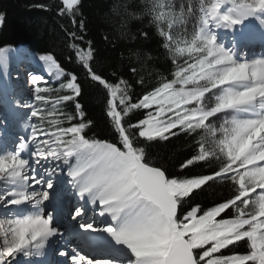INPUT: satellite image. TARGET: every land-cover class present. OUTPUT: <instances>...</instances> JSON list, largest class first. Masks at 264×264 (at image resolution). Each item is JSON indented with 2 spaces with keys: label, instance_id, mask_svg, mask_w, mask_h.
I'll list each match as a JSON object with an SVG mask.
<instances>
[{
  "label": "snow or ice",
  "instance_id": "6c2138e0",
  "mask_svg": "<svg viewBox=\"0 0 264 264\" xmlns=\"http://www.w3.org/2000/svg\"><path fill=\"white\" fill-rule=\"evenodd\" d=\"M80 4L62 0L59 8L72 25L64 29L66 59L107 91L112 135L88 134L94 121L81 103L83 80L54 53L40 55L48 78L30 73L31 99L16 102L29 110L27 135L11 141V150L0 145V264H22L21 257L32 264L71 237L84 242L70 256L58 252L71 264H264V53L249 58L244 51L264 36V0H148L143 14L175 71L139 96L130 80L97 71V50L76 18ZM221 30H231V46L219 40ZM11 51L0 47L5 74ZM69 102L72 112L64 110ZM137 112L143 118L133 122ZM183 136L195 145L178 171L153 159L155 142ZM201 165L210 171L193 174ZM217 184L227 196L210 207L192 203L193 193ZM65 190L75 199V225L58 219Z\"/></svg>",
  "mask_w": 264,
  "mask_h": 264
},
{
  "label": "trees",
  "instance_id": "16d2710c",
  "mask_svg": "<svg viewBox=\"0 0 264 264\" xmlns=\"http://www.w3.org/2000/svg\"><path fill=\"white\" fill-rule=\"evenodd\" d=\"M175 5H181L186 0H171ZM198 0H193L197 3ZM148 0H81L76 18H83L86 32L85 40L91 41L97 50V71L114 80L117 77L130 80L132 91L136 96L157 85L162 77L171 78L175 71V63L171 55L162 47L163 41L158 34V28L149 15L143 14ZM47 5V9L37 5ZM62 0H0V14L5 15V21L0 26V47L24 45L36 55L47 52L54 53L62 66L69 71H75L83 80L81 103L85 106L86 115L94 121V127L89 135L111 138V126L106 116L107 91L98 82L84 79V70L78 61H68L71 55L69 38L64 29H71L68 16L59 15ZM134 13V15H129ZM196 24L195 17H190L185 24L189 38ZM142 33H147L145 38ZM83 46V45H81ZM183 57L176 63H183ZM135 67L138 74L131 73ZM143 78L144 85L136 83ZM59 82L52 84L58 87ZM65 94V93H61ZM3 94L0 90V98ZM72 112L69 102L64 109ZM133 122L143 118L142 113L130 114ZM223 118L216 121L219 128ZM219 135V133H218ZM195 141L192 137L173 138L169 142H155L149 149L153 159L172 171H178L179 165L193 154ZM210 169L205 165L193 166V174L207 173ZM211 183V182H209ZM193 204L200 203L212 206L213 203L228 195L223 185H213L199 190V195Z\"/></svg>",
  "mask_w": 264,
  "mask_h": 264
},
{
  "label": "rangeland",
  "instance_id": "374dc122",
  "mask_svg": "<svg viewBox=\"0 0 264 264\" xmlns=\"http://www.w3.org/2000/svg\"><path fill=\"white\" fill-rule=\"evenodd\" d=\"M253 23L255 24V21ZM219 35H222V34H219ZM225 38H227V35H224V38H221L219 40L221 42H224L226 46H231V43L228 44ZM4 48L12 49V54L9 53V66H8L9 78L7 80V83L9 84L8 90H6L3 87V85L0 84V86L7 92V99H8V102H6L5 104L3 105L0 104V145H4L8 147L9 150H11L12 148L15 147V144L11 143V141H15L18 143L19 138L21 136L27 135V131L24 128V125L25 123L28 122L29 110L26 108L18 107L16 102L19 101L22 104L25 101L31 99V86L28 85V82L30 81L29 74L30 73L35 74V72L38 74H42V73H44V75H47V74L43 68L42 62L38 60V57L40 55H35V59H34L32 58V55L30 58V55L28 56L27 52L25 51H20V50L17 51V46H12V47L6 46ZM260 48L263 49L264 46ZM244 51L246 52L249 58L259 57L261 53H264V49L258 50L257 52H253V51L248 52L246 49ZM10 55L13 56V59L11 61H10ZM32 60H34L35 63ZM19 65H21V67L23 66L22 68L27 69V71H25L24 74L22 72L19 73L20 71ZM31 71H34V72H31ZM2 74H3V65H0V78ZM20 74H23V75H20ZM45 77L46 79L48 78L47 76ZM20 83L25 84V87L20 88L19 86ZM55 83L56 82H54L53 84ZM11 108L13 109V112L17 108L18 110H16V112L14 113H20L19 118L18 119L14 118V121H12V119L10 118L11 117L10 112L12 113ZM10 120H11V124L6 126V124H8ZM20 128L23 131H21ZM59 187H62V186H59ZM66 197L74 198L72 195L68 194L67 190H65V193L62 199ZM69 200L71 201L69 204H71L73 201V206H74L75 199L73 200L69 199ZM56 256L58 257V255ZM20 259L21 261H23L22 257Z\"/></svg>",
  "mask_w": 264,
  "mask_h": 264
},
{
  "label": "bare ground",
  "instance_id": "6f19581e",
  "mask_svg": "<svg viewBox=\"0 0 264 264\" xmlns=\"http://www.w3.org/2000/svg\"><path fill=\"white\" fill-rule=\"evenodd\" d=\"M254 22V21H253ZM253 22H251L252 24H254ZM249 22H246V24H248ZM246 30H248L247 28H246ZM231 30H229V32H230ZM225 33V34H224ZM219 34H222V35H219V39H221V38H223L224 37V35H226V30H221L220 31V33ZM229 36V35H228ZM257 37L259 38V34H257V36H256V39H257ZM256 39H255V42L253 43V44H251L248 48L250 49H253L254 47L255 48H260V47H263L262 46V44L261 43H259L258 41H256ZM263 39H264V37H263ZM10 54H12V51L10 52ZM33 58L35 59V56H33ZM13 59V56H11L10 55V61ZM32 61H34V60H32ZM34 63H35V61H34ZM37 64V63H36ZM20 72H22L23 74H24V70H23V68L22 67H20ZM31 72H34V71H31ZM44 72V71H43ZM28 73V72H27ZM23 74H20V75H23ZM35 74H38V73H36L35 72ZM42 74H44V73H42ZM8 78H9V70H7V74H5V72H4V68H3V74H2V76H1V78H0V84L1 85H3V87L5 88V89H7L8 87H9V84L7 83V80H8ZM30 78V77H29ZM28 80V79H27ZM27 85V84H26ZM28 85H30V81L28 82ZM12 109V108H11ZM16 110H18L17 108L15 109V111L14 112H16ZM13 112V109H12V113L10 112V115H11V119H12V121L14 120V118L16 119V117L17 118H19V116H20V113H14ZM18 112V111H17ZM11 124V122H8V124H6V126L7 125H10ZM71 201L68 199L67 201H66V205H68L69 203H70ZM61 204V201H60V203H59V205ZM59 205H57V207L59 208ZM66 207V206H65ZM64 207V208H65ZM67 235V234H66ZM67 241H69V242H71L73 245H75L76 246V248H78L79 250L82 248L81 247V245L79 244V243H77V241L74 239V237H71V238H69ZM68 243H64V242H61V243H53L52 244V246H51V248L48 250V252H47V255L45 256V257H36V259L40 262V264H54V257H55V254H58V252L59 251H63V250H67V247H66V245H67ZM68 251V250H67ZM69 252V256L71 255V252L70 251H68ZM94 255H99L100 253L99 252H94L93 253ZM57 260V259H56Z\"/></svg>",
  "mask_w": 264,
  "mask_h": 264
}]
</instances>
